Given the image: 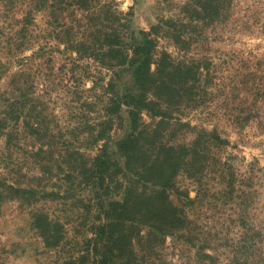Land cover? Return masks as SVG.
I'll list each match as a JSON object with an SVG mask.
<instances>
[{
  "label": "trees",
  "instance_id": "obj_1",
  "mask_svg": "<svg viewBox=\"0 0 264 264\" xmlns=\"http://www.w3.org/2000/svg\"><path fill=\"white\" fill-rule=\"evenodd\" d=\"M49 2L47 9L54 27L46 36H51L55 45L38 46L32 56L35 60L48 57V63L54 61V51L68 56V60L73 61L70 81L75 84L71 87L76 92H80L79 82L84 81L76 72L79 61L89 59L111 73L109 79L101 78L103 94L110 99L105 109L109 115L121 118L120 112L126 107L131 120L129 132L116 142L115 148H111L109 142L98 147L107 139L104 128L93 136L94 148L87 142L85 150L65 140L62 133L55 134L57 130L50 124L53 120L42 101L44 94L37 91L34 62L28 61L32 56L21 57L35 47L41 37L31 26L37 12L44 11ZM3 3V8L7 9L2 8L0 50L5 52L7 60L0 61V143L5 139L10 150L21 151L32 158L40 175L33 176L32 181L24 185L23 160L19 157L10 167L18 180L8 183L9 179L2 176L0 187L11 189L15 199L29 202L52 201L71 207L75 202L84 203L89 214L95 216L86 224L92 237L88 239V254L82 264L90 260L92 264H157L155 254H160L168 235L190 240L189 217L179 204L186 203L184 199L190 201V196L182 191L178 179L186 176L202 181L208 168L209 149L218 141H225L220 136H205V132L196 135L190 143L187 142L189 135L181 136L182 130L190 127L189 122L182 121V115L187 108L199 107L202 92L208 90L203 86L204 64L187 50L193 38L179 28L184 25L186 29L198 17L189 14L190 19L183 21L163 19L152 31H144L138 38L130 29L131 19L114 11L111 3L105 0H11V5ZM213 5L214 0H207L204 11L211 13ZM18 8L24 14L16 21L20 26L13 39L7 36V30L15 28L13 11ZM221 15H224L223 8ZM123 17L128 22L125 28ZM160 32L178 45L180 58H172L167 51L156 53ZM14 64L19 68L13 70ZM38 64L41 76L44 64L40 61ZM65 67L67 65L62 68ZM89 104L92 103L85 100L78 110ZM144 113L159 120L143 122ZM79 116L78 111L71 114L72 120ZM89 123L91 130L86 133L107 124ZM79 126L68 123L66 128ZM30 141L33 144H29ZM95 148L98 150L93 154ZM59 151L60 158L55 155ZM53 161L59 163L58 172H54ZM228 171L222 167V184L236 193V176L233 170ZM54 175L59 185L49 187L44 182ZM237 199L233 196L227 203L231 201L230 204L236 205ZM32 220L47 245L59 248L66 224L42 212L35 213ZM251 233L250 228L243 232L240 248L254 247L258 243ZM232 251V263L242 264L239 252ZM196 253L197 264H215V257L203 247Z\"/></svg>",
  "mask_w": 264,
  "mask_h": 264
},
{
  "label": "rangeland",
  "instance_id": "obj_2",
  "mask_svg": "<svg viewBox=\"0 0 264 264\" xmlns=\"http://www.w3.org/2000/svg\"><path fill=\"white\" fill-rule=\"evenodd\" d=\"M105 1L111 3L114 11L118 10L131 19L130 29L138 38L142 37V32L152 31L163 19L183 21L190 19L189 14L198 17L186 29L184 25L179 28L193 38L187 50L204 64L203 86H207L208 90L202 92L204 102L202 99L199 107L187 108L182 115V121L189 122L190 127L184 128L181 136L189 135V143L204 132L205 136H220L225 140L218 141L209 149L208 168L202 181L186 176L178 179L182 191L190 196V201L184 199L186 203H179L189 217L190 240L168 235L161 245L160 254H155L158 256L157 264H197L196 252L202 247L215 257V264H235L231 261L234 258L233 249L239 252L242 264H264V0H214V9L209 14L203 9L207 0ZM3 2L11 5V0H0V26L3 24ZM50 3L44 6V11L37 12L31 27L41 37L35 42V47L21 55L22 58H30L38 46L47 45L48 48L55 45V40L46 36L54 27L50 24L47 9ZM23 14L20 8L13 11L12 21L16 26L7 30L8 37L16 38L20 26L16 21L21 20ZM126 18L122 20L124 28L128 24ZM163 35V32L158 35L156 53L167 51L172 58H180L182 54L178 45ZM0 56L1 62L7 60L4 51ZM52 56V63H48V57L35 60L32 56L28 61L34 62L37 91L44 94L42 101L52 116L50 124L57 130L55 134L62 133L65 140H71L74 146H83L87 150L84 144L91 142L94 148L93 136L104 128L107 139L98 147L109 142V146L115 148L116 142L129 132L131 127L128 123L131 120L126 107L120 112L121 118L109 115L105 109L110 99L103 94L101 78L109 79L111 73L89 59L79 61L76 72L79 77H84V81L79 82L80 92H76L71 87L75 84L70 81L73 61L61 51H54ZM39 61L45 67L41 76L37 70ZM64 65L67 67L62 68ZM12 68L16 70L19 67L14 64ZM128 79L129 75L126 76ZM85 100L92 104L83 106L82 111L78 110ZM76 111L80 116L72 120L71 114ZM157 121L144 113L143 122ZM89 122L107 124L103 127L98 125L96 130L86 133L91 130ZM68 123L80 126L68 129ZM86 134L89 137L86 138ZM13 150L7 147L5 139L1 141L0 178L5 176L9 179L8 183L18 180V175L12 173L10 167L20 157L24 167L21 176H24L26 185L33 176H39L40 171L32 158ZM97 150L95 148L93 154ZM55 155L60 158V151ZM52 165L54 172H58L59 163L53 161ZM222 167L227 169V173L228 169L234 171L236 193H231V189L222 184ZM57 181L54 175L44 183L52 187L59 185ZM15 196L11 189L0 187V264H82L88 254V239L92 237L86 224L94 220V213L89 214L84 203L80 202L71 207L52 201L29 202L15 199ZM233 196L238 198V205L230 204L231 201L227 203V199ZM37 212L50 214L52 219L59 218L66 224L64 240L59 248L48 246L39 235L32 220ZM248 228L258 243L254 247L240 248L239 242ZM92 263L90 260L86 264Z\"/></svg>",
  "mask_w": 264,
  "mask_h": 264
}]
</instances>
